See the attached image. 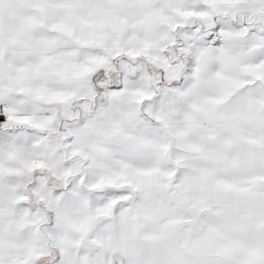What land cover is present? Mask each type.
<instances>
[{"label": "snow or ice", "instance_id": "snow-or-ice-1", "mask_svg": "<svg viewBox=\"0 0 264 264\" xmlns=\"http://www.w3.org/2000/svg\"><path fill=\"white\" fill-rule=\"evenodd\" d=\"M0 264H264V0H0Z\"/></svg>", "mask_w": 264, "mask_h": 264}]
</instances>
